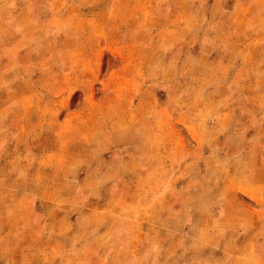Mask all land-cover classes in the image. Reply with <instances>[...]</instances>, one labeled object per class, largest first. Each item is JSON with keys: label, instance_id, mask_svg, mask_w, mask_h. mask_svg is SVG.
I'll list each match as a JSON object with an SVG mask.
<instances>
[{"label": "rangeland", "instance_id": "1", "mask_svg": "<svg viewBox=\"0 0 264 264\" xmlns=\"http://www.w3.org/2000/svg\"><path fill=\"white\" fill-rule=\"evenodd\" d=\"M260 1L264 8V0ZM113 2L121 4V0H0V153L6 157L16 146L21 152L16 162L17 180L30 181L36 152H43L48 164L41 165L34 179L41 188L56 178L60 183V171L70 167L73 179L68 188L74 191L79 182L85 183L86 216L96 207L103 226L109 225V217L141 216L143 205L126 204L127 195L145 192L133 187L152 188L176 180L225 183V164H229L225 162V133L245 129L247 139L235 138L226 145L229 148L232 144L244 148L251 139L264 137V13L258 14L256 39H251L253 24L247 21L234 46V54L241 57L243 65L234 59L221 67L210 59L224 57L225 50L210 45L208 39L192 44L191 31L151 16L142 1H138L141 25L146 21L154 28L136 30L130 17L132 39L110 44L111 35H117L116 31L109 35L110 27L123 19L116 14ZM185 48L190 50L187 54ZM175 51L177 61L169 65L165 58ZM243 67L248 69L249 79L243 78L244 74L236 76ZM225 71L232 79L229 92L225 93V83L208 92L205 87L211 82L204 79L207 73L213 74L210 79L214 80L225 77ZM128 72L148 82L163 76L164 85L175 78L181 89L198 82L193 76L204 78L199 79L197 93L148 94L141 109L136 103L143 95L124 92L129 84L133 86L125 77ZM225 100L237 106L226 111ZM179 137L183 140H177ZM262 160L264 154L258 161L232 163L230 159V165L243 167L241 177L248 181L264 177V170H255ZM181 166L185 173L180 174ZM94 184L98 191L87 190ZM193 197L198 199L197 212L205 214L210 201L205 194ZM45 207L47 215L54 213L52 206ZM2 208L1 225L10 224L9 232L13 235L20 230L22 236L2 239L0 244L29 245L33 239L30 222L15 230V208L8 201ZM20 208L23 213L24 205ZM85 219L80 225L70 221L62 224L68 227L64 253L0 254V264H161L168 251L165 247L175 240L167 231L158 237L156 225L148 238L125 236V222L120 235L93 238L87 233L92 222L88 216ZM216 224L213 217L207 223L198 221L192 237L183 238L187 247H198L195 256L178 249L167 260L222 264L225 245L234 251L238 245L213 238L207 229ZM247 225L252 228V221ZM242 238L241 247L248 252L246 264H255L253 231L248 230ZM93 242L98 245L95 250L88 254L81 251Z\"/></svg>", "mask_w": 264, "mask_h": 264}, {"label": "crops", "instance_id": "2", "mask_svg": "<svg viewBox=\"0 0 264 264\" xmlns=\"http://www.w3.org/2000/svg\"><path fill=\"white\" fill-rule=\"evenodd\" d=\"M138 1L147 3L148 9L147 7L146 9L151 10V16L156 17L160 21L165 19V24L191 31L193 33V35L191 34V38H194L192 44L199 43L200 39H208L210 45L225 50L224 57H211L210 59L211 63L221 67L228 66L234 59L239 60L243 65L244 61L241 57L239 59V56L234 54V46L239 42V38L242 37L241 35L243 34L247 21L253 24V30L250 34L252 37L251 39L253 41L256 39L258 33L257 29L260 28V25L258 26L260 15L258 14L264 13V8H262L260 0H121V4L118 5L113 2L116 14L119 13L123 15V19H121L120 22L115 21V24H112V27H110L109 35L110 33L114 34L115 31L117 32V35H111L109 40L110 44H118L117 42L120 39H132L130 36L131 27L128 25L130 17L135 20L132 28L136 30L154 28L153 26L149 27L152 24L146 21L141 25V21L138 18L141 12H139L138 9ZM141 19H144V15ZM117 23H120V25ZM222 33L225 34V36H221ZM255 44L256 41L254 42V45ZM188 51H190L189 48H185L184 54H187ZM165 61L169 65L175 63L177 61L176 51L169 54L168 57L165 58ZM242 69L244 71L240 69L236 75L237 77L243 74V78L248 76L247 73H245L248 69L246 67ZM207 75L208 76L205 78L200 75L193 76L198 82H196V84L190 83L188 85H183L182 88L184 89H181L179 84H175V78H172L171 81L168 80L171 84L164 85L165 79L163 76L148 82L145 77L140 78L137 73L128 72L125 77L127 82H133V86L129 84L127 87L128 89H126L127 91L124 92L133 95H143L144 98H140L139 102L136 103L141 109L145 106L143 100H148V97L146 98L148 94L156 95L159 91H163V93L167 94L197 93L199 91L198 88L201 87L199 79L203 78L211 82V86L207 85V87H205L208 92H215V89L224 83L225 93L229 92L228 89L232 87V79L226 75V71L225 77L214 80L210 79L214 77L213 74L207 73ZM249 78L250 77H247V79ZM242 87L243 90H245L243 93H245V86ZM232 91L236 92V90L233 89ZM238 92L240 91L238 90ZM235 106H237V104L225 100L226 111L233 110ZM189 108L191 110V105ZM237 119H239V117ZM245 137V129L243 128L237 133H225V162L229 163L225 164V183L221 185H219V183L211 185L198 182H180L176 180L172 182L164 181L158 184L157 187L154 186L152 188H150L149 185L147 188L141 189L133 187L132 189L134 191L142 190L145 192H134L131 197L127 195L126 204L129 205L131 202L133 205H143L145 208L141 210V216L109 217V225L107 226V224H105L103 226L102 217L98 215L96 207H94V210H92L93 214L87 215L89 221L92 222L88 226V235L93 238H101L107 235L118 236L120 235V226L125 222V236L148 238L151 236L150 232L154 229V225H156L155 230L158 231V237H164L167 231V235L176 240L173 241V245L176 246L174 249H172L173 245H170V247L168 245L169 249L165 247V250L168 251L161 264H196L191 260L183 262L176 260L175 262H169L167 256H170L171 253H175L178 249L183 251V253L188 252L195 256L198 252V247H187L183 238L192 237V232L198 221L207 223L210 221V218L213 217L216 218L217 224L207 229L211 231L212 237H219L223 240L225 238V244L228 243V241H235L238 245V250L235 251L230 248L228 249L225 245V249L222 251L224 256L222 264H246L245 254L248 252L243 251L241 245L244 240L242 237L246 235L248 230L253 231L256 238L252 245L253 251L257 254L255 264H264V177L245 181V179H243L244 176L241 177L243 167L235 164L230 165V159H232V163H234L235 160L238 162L241 159L258 161L260 155L264 154V137H255V139L250 138L251 140L244 148L236 144H232V148L226 146L230 141L235 142V138H243L246 140L247 137ZM177 140L182 141L183 139L179 137ZM172 141H174V139H172ZM15 149L16 146L6 157L2 156L0 153V166L5 165L3 169H0V206L4 208L7 201L9 204L13 205L16 213V216H12L15 217L13 224L14 229L19 226L22 229L23 222L29 221L31 238L36 239V241L31 239L29 245H19L16 242L13 244L8 243L7 246L0 244V254L22 253L25 255H32L34 253L43 252L64 253L67 247L68 227L62 224L70 221L73 222L74 225H80L84 223L86 220L85 217H87V212L84 209L85 183L79 182L75 190L71 191L67 185L70 184L71 179H73V177H71L73 173L70 167L65 166L60 171V183L58 181L59 179L56 178L55 181L49 182L41 188L34 179L41 165L45 164V166H47L48 162L43 159V152L36 151L38 159L33 171H29V174L34 175L32 178L33 180H17L18 172L16 162L21 152ZM31 152L35 153L34 151ZM174 154H176V152H174ZM262 164L260 161L255 167V170H264V165ZM6 165H8V167ZM5 168L8 169L5 170ZM182 168L181 166L179 170L180 174L185 173L181 171ZM7 179L10 180L7 181ZM116 186L117 185H115V187ZM91 189L95 193L96 190L98 191L99 186L94 184L87 190ZM204 194L211 204L209 203L207 206L205 214H199L197 212L198 199H196L197 197L193 199V196ZM21 205H24L25 208L23 213L21 212ZM46 205H49V207L52 206L55 209L54 213L47 215L44 209ZM80 206L82 207V211H79ZM3 208L1 211H3ZM249 221L253 223L252 228L247 225ZM60 222L61 225L59 224L56 227L55 224ZM9 225H1L0 223V241L12 236L14 238L22 236V231L20 230L14 231L12 235V232H9L11 228ZM6 229H8V231ZM86 230L87 227L84 228V231ZM77 243V245L81 244L79 242ZM97 246V243L93 242L83 250L81 249V251L88 254L92 249L95 250ZM73 247L79 249L76 245ZM144 248L145 246H142L141 250ZM156 252H160L159 249Z\"/></svg>", "mask_w": 264, "mask_h": 264}]
</instances>
